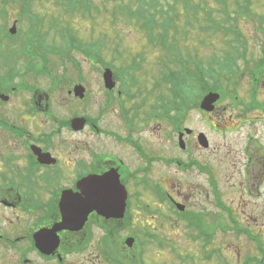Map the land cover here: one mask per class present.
Segmentation results:
<instances>
[{
  "label": "flooded vegetation",
  "instance_id": "1",
  "mask_svg": "<svg viewBox=\"0 0 264 264\" xmlns=\"http://www.w3.org/2000/svg\"><path fill=\"white\" fill-rule=\"evenodd\" d=\"M235 44L245 49L241 52L246 58L239 59L232 82L222 84L214 110H200L205 126L200 131L188 132L184 120L176 121V109L168 114L156 103L149 104L154 100L134 89L138 84L134 75L116 77L117 87L103 90L105 104L95 118L79 113L60 118L54 114L53 94L37 84L21 80L18 85L0 87V209L18 212L17 220L0 216V249L19 251L20 257L26 256L25 264H144L141 235L146 232L135 225L144 224L146 210L167 205L180 217L179 212L187 211L181 203V186L177 191L175 185L157 180L155 175L192 171L194 165L206 173L217 207L233 212L222 202L210 165L189 158L193 147L206 153L217 149L206 127L221 137L235 134L239 149L226 161L233 168L242 166L244 188L256 192L255 199L263 195L264 133L260 138L256 127L264 125V41L259 42V52L252 47L254 42ZM31 65V60L26 62L28 71ZM6 67L8 71L0 73V86L1 80L23 76L22 72L14 74L12 65ZM80 79L68 84V93L77 97L74 87L82 84L85 95L77 98L84 100L87 86ZM50 83L52 92L57 84H64L63 79L56 84L53 78ZM23 91L29 93L24 104L9 107L16 93ZM110 109L117 120L109 114L103 122ZM81 117L83 127L75 128L73 119ZM164 124L169 128L164 131L167 145L162 149L158 131ZM200 133L204 135L201 143ZM180 204L184 211L178 210ZM64 205L92 210H78L77 214L86 215L83 222L54 230L63 220ZM208 213L205 209L188 211L186 223L200 221L204 233L212 236L223 227L210 225ZM165 216L172 217L163 211L160 219ZM229 220L240 224L234 217ZM190 227L196 235V229ZM240 231L247 233V228L238 226L236 232ZM39 232L44 237L40 248L36 243ZM249 235L255 240L260 237ZM156 236L160 238V234ZM128 239H133V246L126 245Z\"/></svg>",
  "mask_w": 264,
  "mask_h": 264
},
{
  "label": "rangeland",
  "instance_id": "2",
  "mask_svg": "<svg viewBox=\"0 0 264 264\" xmlns=\"http://www.w3.org/2000/svg\"><path fill=\"white\" fill-rule=\"evenodd\" d=\"M219 1L192 0L190 4L199 9L196 13L199 20L192 13L189 14L191 17L187 16L186 13L188 11L183 1L177 2L175 10L171 14L172 18H175L181 27L188 28L189 32L187 34H182L180 31L179 33H174V30L171 29L169 42L175 43L180 51V56L176 55L175 59L173 52L164 51L160 49L159 45L156 47L155 43L150 42L145 32L138 25L141 23L138 22L137 24V20L124 14L123 11L126 12L124 8H120L122 11L114 15L113 10L118 5V2L112 0H94L98 6V10H95L91 16H88V14L82 16L80 14L73 15L68 13L65 3H59L57 0H34L31 5V14L37 17V19H33L31 16L27 17L28 15L25 14L23 20L19 22L21 14L20 4H8L4 7L2 0H0V8H6L9 13L7 19H5V16L0 18V63L3 64L0 73L7 72L8 68L6 66L9 65H12L11 68H13L14 74L15 72L23 73L22 77L19 76L20 78L13 75L9 80H1L0 87L2 89L10 87L8 83L12 84L11 86L18 85L22 82L21 80L40 85L44 92L49 91L53 94L54 114L63 119H68L71 115L78 113L95 118L100 113L105 104L103 94L105 88L101 83L103 66L98 62L91 63L82 51L73 49L70 52L78 61L80 72L82 73L81 77L78 74V68L71 60L52 53L48 57L50 59L48 68L52 72V75L59 77L65 74V76L61 77L63 82L68 80L77 81L81 78L80 80H83V84L87 86L84 100L70 96L68 93L70 86L68 84L59 85L60 83L57 84L55 81L57 88L52 92L49 77L45 75L36 77L33 72L27 70L26 56H24L26 55V51H24L23 47L22 50H19V47L24 40V34H37L38 30L35 23L39 22L41 26L38 29L41 30V35L43 36V46H66V39L64 38L66 34L69 37L76 35L81 42L90 43L94 51H96V45H100L104 41L103 60L111 62L116 57V74L121 76L120 74L128 75L132 72L136 76L138 83V87L133 86L134 89H138L140 95L141 92L142 95L146 94L145 97H148L149 100H154L153 103L149 104H155L157 94L166 92L165 94L169 95L168 85L162 81L164 73L169 69L185 66V63L183 64L182 61L178 62V58L182 57L183 60L187 61V66L189 53L194 57L196 56L197 60H203L206 65L208 61L206 63L205 60L209 58L210 64L213 58L221 60L223 48L224 50L227 49V42L223 34L212 32L208 34L201 28L202 25L209 22L207 19L210 14L220 21L224 19V12H222L224 5L222 0ZM235 1L227 0V5L231 10L237 8L234 4ZM239 1L242 4L245 2L253 3L250 13L244 11L235 20L239 30L244 35V40L254 42L255 44L252 47H257L258 51L259 42L264 40V34L259 28V26H264V0ZM122 2L124 4L127 3L126 0ZM163 3L166 5V9H168V3L166 1H163ZM170 3H172V0H170ZM188 3L187 6L192 7ZM229 12L232 13L230 10ZM14 21H18V30L21 27L22 32L16 34L17 36L11 40L2 35L1 29L5 27L7 29L11 28ZM15 49L19 50L23 55H18L12 51ZM173 60L177 62L175 67H173L175 65L173 63L176 62H173ZM193 65L194 59L190 63L191 67ZM157 82L162 84L158 85ZM242 83L248 87L247 80H243ZM16 94L15 100L12 104H9V107L16 108L24 104L23 101L29 93L23 91ZM171 97L173 100L172 94ZM113 110L110 109L102 118L103 122L107 120L109 114L113 120H117ZM71 111L73 114H71ZM231 112L232 110L228 111L226 115H229ZM187 113L183 121L185 127L195 131L205 129L199 108H190L187 110ZM257 126L259 127H256V132L261 138V133H264V127H262L264 125L257 124ZM168 128L169 126L164 124L158 131L161 143L163 144L164 142L162 149L167 145L164 131ZM206 129L209 131L212 141L217 144L215 145L217 149L214 152L210 151L206 153L200 147L198 149L193 147L189 158L202 163L206 162L210 165L219 184V194L222 202L226 206L231 207L233 217L240 222L238 224L239 227H248V229L252 230L251 232L254 236H260L256 240L261 241L262 239L264 249V184L261 187L263 195L261 194L259 198L255 199L254 196L257 193L249 192L244 188L243 182L245 177L241 174L242 166L233 168L226 161L229 155L233 152H238L239 148L236 145L238 138H236L233 132H228L225 134V137H221L215 132L210 131V127H206ZM145 136L147 137V134ZM241 160L243 162L244 158L241 157ZM156 178L160 181L163 179L167 184L175 185L177 191L179 189L178 186H181V203L186 205L187 211L208 210V222L210 225H219L223 229L217 228L215 230L209 247L205 248L201 240L195 241L191 237L192 228L186 222L184 223L183 216L180 217L178 214H175L176 212L167 205L163 206V208L155 205L154 208L146 210L144 224L135 225L138 228L143 227L146 234H150L149 236L141 235V240L144 241V253L142 256L144 264H220V262L222 264H245L246 262L257 264L258 262L255 259L260 260V263L264 264L263 251H260L258 243L248 233L244 231L236 232L235 224L229 220L228 214L217 207L207 175L198 166L194 165L192 171L184 173L179 170L175 174L171 171H164V173L161 171L159 175H155ZM163 211L172 215V217L167 218L165 216L161 220L160 216ZM17 213L9 209H0V216L3 219L17 220ZM159 234V239L164 241L162 247L158 246L159 242L153 241L151 237ZM218 248L220 250L219 257L213 251ZM207 252L213 254L210 259L206 258ZM25 257H20L19 251L13 249H0V264H25Z\"/></svg>",
  "mask_w": 264,
  "mask_h": 264
},
{
  "label": "trees",
  "instance_id": "3",
  "mask_svg": "<svg viewBox=\"0 0 264 264\" xmlns=\"http://www.w3.org/2000/svg\"><path fill=\"white\" fill-rule=\"evenodd\" d=\"M34 0H2L3 6L6 7L8 4H20L21 6V14L19 18V22L23 20L24 15L31 16L33 19L35 17L33 14H31L30 10L31 5L33 4ZM59 3H63V0H57ZM114 2H118V5L113 10V14L116 15L122 9L124 8L126 12L123 11L124 14L128 15L130 18H134L136 23L140 26V28L145 32L147 38L150 40V42L155 43V46H160V49H163L164 51H172L174 53V58L176 59L177 56H180V51L176 47L177 45L175 43H170V31L171 29L174 30V33L182 32L187 34L189 32L188 28L181 27L178 21H176L175 18H172V13L175 10V5L179 1H183L186 5L187 9V16L189 14H194L196 16V19H198V8L195 6H192L190 3L192 0H172V3H170V0H126L127 3L124 4L122 1L124 0H112ZM163 1H166L168 3V9H166V5H164ZM66 9L69 11L70 14H80L82 16H88L93 15V12L95 10H98V6L95 4L94 0H64ZM189 2V3H188ZM188 5L192 7H188ZM251 4V2H250ZM248 9V5H247ZM222 12H224V19L220 21L219 19H216L211 16V14L208 17V23L205 25H202L201 28L204 30L205 33L212 32V33H222L224 39L226 36L230 33L239 34L236 38H233L234 40H241L243 39V34L239 30L238 25L236 23L237 16L229 12L227 7H224ZM8 11L6 8L2 9L0 8V18H3L5 16V19L8 18ZM189 17H191L189 15ZM35 19V20H36ZM194 23V22H193ZM36 28L38 30L36 35H31L28 37L27 43H22L19 47V50H22V47L24 51L28 53L27 57L32 58H47L49 55L55 54L57 56L63 57L66 55L67 51H71L73 49H78L79 51H82V53L88 57L96 59L98 62L101 61L103 64L104 61L102 60V51L104 50V44L105 42L102 41L100 45H96V51H94L90 43H83L81 42L76 35H71L70 37L66 34L64 35V38L66 39V46L64 47H55V46H43L42 40L43 36L41 35V30L38 29L41 24L35 23ZM191 25V24H190ZM2 30V35L7 37V28L5 27ZM20 31H22V28L20 27ZM8 38V37H7ZM10 38V37H9ZM68 39V40H67ZM19 50H12L13 52L17 53L18 55H23L20 53ZM177 55V56H176ZM235 56V55H234ZM196 57V56H195ZM191 53L188 54V66L187 61L183 60L182 57L178 58V62L182 61L183 64L185 63V66L181 68H173L169 69L166 73H168L166 76V80L171 84V89L173 90V100H171L169 103L172 105H175L177 108L181 106V99H184L186 97V91H187V84L188 83H194L195 81H201V77L197 75V72L199 70H202V61H199L195 58ZM116 57H114L111 62L107 63L105 65L113 68L116 72ZM194 59V65L193 67L190 66V63ZM230 59V58H229ZM214 62H220V59H213ZM173 62H176L173 60ZM173 67L177 65L176 63ZM44 66V65H41ZM197 67V70H196ZM164 104H166V99L162 98ZM170 99V98H169ZM168 104V102H167ZM185 104V103H182ZM182 108V107H180ZM184 112L186 110L183 109ZM200 227L201 222L198 224ZM162 243V242H160ZM259 244L260 241H259ZM261 249V248H260ZM258 263L261 264L260 260H256ZM245 264H250L249 262H246Z\"/></svg>",
  "mask_w": 264,
  "mask_h": 264
},
{
  "label": "water",
  "instance_id": "4",
  "mask_svg": "<svg viewBox=\"0 0 264 264\" xmlns=\"http://www.w3.org/2000/svg\"><path fill=\"white\" fill-rule=\"evenodd\" d=\"M11 33H16L17 29H16V25L14 24V26L12 27V29L10 30ZM105 79H106V82L108 83V87H113L114 84L110 83L111 80H112V72L107 69V71L105 72ZM75 91H76V95L78 96H81V97H84V92H85V88L82 87V86H77L75 88ZM219 99V95L218 94H215V93H210L208 94L203 102H202V107H204L205 109H207L208 111H211L213 109V105L214 103ZM85 123V119L84 118H80V119H74L73 120V124H74V127L75 128H82L83 125ZM76 125V126H75ZM203 138L204 137H201L200 136V141L203 142ZM181 210L184 209V206H179ZM78 210H81V211H85L88 212L90 210H92V208H89V209H85V208H75V207H71V206H63L61 208V211H62V215H63V220L61 223L58 224V226H56L54 228L55 229H61V228H65V227H72L71 225H75L76 224V221L78 220H82L83 222V219L86 218V215L85 214H77L76 212ZM42 232H39L36 234V243H37V246L40 248L44 243H43V238L42 235H41ZM133 239H128L127 240V244L129 246H132L133 245Z\"/></svg>",
  "mask_w": 264,
  "mask_h": 264
}]
</instances>
